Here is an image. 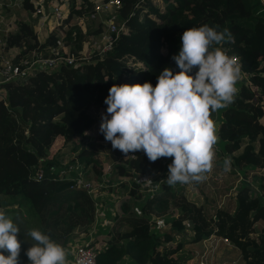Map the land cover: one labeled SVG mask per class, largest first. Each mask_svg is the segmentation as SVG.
Wrapping results in <instances>:
<instances>
[{
  "label": "trees",
  "instance_id": "1",
  "mask_svg": "<svg viewBox=\"0 0 264 264\" xmlns=\"http://www.w3.org/2000/svg\"><path fill=\"white\" fill-rule=\"evenodd\" d=\"M121 1L118 22L125 24L104 57L94 53L87 62L62 63L59 69L43 70L21 84L8 82L6 97H0V193L21 195L38 214L40 230L60 245L73 239L77 227L88 230L96 206L95 199L77 186L82 168L56 176L63 164L51 155L55 144L90 134L99 114L107 111L105 99L113 84L151 81L155 86L164 68L180 71L173 56L179 53L180 38L187 28L219 25V30L228 28L232 33L233 41L223 48L241 57V71L249 74L250 84L242 83L223 112L222 149L234 165L264 170V0ZM23 5L34 15L35 0H23ZM95 5L93 0H70L69 13L57 26L63 46H71L69 53L61 48L63 53L80 55L90 37L100 34L102 24L95 25L89 17ZM57 34L53 31L41 41L30 20H18L16 31L7 36L6 48L19 49L16 59L34 52L53 56ZM215 115L212 112L211 118ZM97 134L85 139L81 147L75 146L77 156L68 166L80 163L86 168L91 164L99 175L113 162L121 176L130 175L121 165L125 154L113 149L101 131ZM98 136L108 147L110 160L105 163L99 155ZM163 159L151 162L141 150L128 162L151 175L163 169ZM40 170L42 178L37 175ZM260 189L262 196L253 195L249 185H242L236 192L234 211L220 207L212 216L202 204L177 194L168 184L144 199L140 211L124 201L123 214L116 217L108 235L96 238L107 243L97 252V264H119L126 254L144 264H184L178 253L186 243L212 234L228 237L241 250L246 264H264V227L255 236L256 223L264 220V178ZM130 194L142 200L136 184ZM171 205L176 209L171 229L158 235L152 230L150 214L166 212ZM186 221L191 236L186 235ZM26 251L20 253L19 264H29Z\"/></svg>",
  "mask_w": 264,
  "mask_h": 264
},
{
  "label": "clouds",
  "instance_id": "2",
  "mask_svg": "<svg viewBox=\"0 0 264 264\" xmlns=\"http://www.w3.org/2000/svg\"><path fill=\"white\" fill-rule=\"evenodd\" d=\"M219 28H187L173 56L180 71L164 68L155 86L151 81L113 84L105 99L100 125L105 140L125 157L142 150L151 162L174 158L165 179L169 186L201 183L214 166L218 136L211 113L233 102L241 75L237 58L223 48L233 41L232 33ZM231 164L226 156L223 170L230 171ZM19 233L13 219L0 211V264H19ZM24 236L31 244L25 253L29 264H69L65 248L44 231L31 228Z\"/></svg>",
  "mask_w": 264,
  "mask_h": 264
},
{
  "label": "rangeland",
  "instance_id": "3",
  "mask_svg": "<svg viewBox=\"0 0 264 264\" xmlns=\"http://www.w3.org/2000/svg\"><path fill=\"white\" fill-rule=\"evenodd\" d=\"M93 1L96 4L98 1L101 0H93ZM7 3H9V5L7 6L8 10L3 8V12L6 21L10 25H12L13 22H15L16 25L18 23V20L27 19L30 20L34 24V26L38 27L37 29L40 40L41 38L44 40L45 36L48 33L51 34L53 31H56L58 33L57 34L58 36H62V34L59 33L57 27L62 22L58 23L57 21L58 24H56L53 12L51 13L52 15L49 16L50 18L46 20L44 24L40 25V18L38 16L32 15L33 13H31V11L28 8L24 7L23 0H9L7 1ZM69 8H70V4H69ZM64 10L68 11V8ZM68 13L69 11L68 12L63 11L65 17L67 16ZM92 20L94 21L95 25L99 24L98 20L100 19L98 20L92 19ZM45 28H47V32ZM97 38H98V34H94L92 37H90L91 41ZM93 47H94L93 42L88 41L86 43L84 52L86 53L87 56L93 54V52L91 51ZM60 48H63V50L68 53L69 50H71L70 45H66V46L62 45ZM9 55H14V53H11ZM224 110L225 108L220 109L218 110V113L222 115ZM105 113L106 111L101 112V114H99L100 118L94 124V127L90 130V134H88V136H78L74 140L69 142H67L64 139H60L57 142V144H55L54 149L51 152V155L61 159L62 163H71L70 160H72L75 156H77L78 153V151L75 149V146L79 145V147H81L84 144L83 141L85 139H88L89 136L94 134L96 135L97 133L99 134L100 125L102 122V116ZM99 136L96 138V142L99 148V155L102 159L101 162L105 163L108 160H110L107 154L108 147L106 146L107 144L105 145V143H103L101 139H99ZM214 152H215V158H214L213 169L211 172L207 173L206 175L207 178L203 182L186 184L184 186H180L179 184H177L175 186H172L173 191H175L177 194L183 193L188 199L194 200L198 204H202L205 207L206 213L209 216L214 215L216 209L220 207L228 208L231 211H234L236 206V198H235L236 196L234 195V191L237 192V190L240 189L242 185L245 184L249 185L253 189L252 192L253 195L262 196L260 183L262 181V178H264L263 169H260L253 165L245 166L243 168L238 167L233 164L232 157L228 155L226 152L222 151L221 148H215ZM240 152L241 150L237 151L236 154ZM226 156L230 157L232 161L231 170L228 172H225L222 167L223 160ZM80 168L83 169L85 178L88 181H91L93 183V186H97L98 175L94 171L92 165L91 164L87 165L86 168H84V166L81 164ZM113 177H115L119 181L120 179L124 178L123 176L118 177L117 168H114ZM126 178L131 180L133 179L132 177L129 178V175H127ZM108 189L111 192H115L114 194H110L109 197L113 198L115 194H119L121 195L122 198L124 197L123 201H127L125 199H128V201L131 202L133 208L137 211H140L144 199L148 197L147 193H144L137 187V191L142 194V200L137 199L136 196L134 198L133 196H131L130 189L128 188L126 182L124 181L120 182L116 191H114L113 188H108ZM161 190L162 188H159V191ZM116 199L117 198H115V200ZM0 201L1 203H4L0 205V211L4 212L7 216L12 218L13 222L19 226L21 233L18 234V238L21 241V252L26 251L31 246V244L29 241L25 239L24 234H26L27 231L31 228L40 229V218L38 214L34 212L32 206L26 200L22 199L21 195L14 196V195H5L0 193ZM117 209L108 211V218H109L108 226H104V224H106L107 222V219L95 217L93 223L90 225L88 230L86 231L83 230L82 226L77 227L74 231L73 239H72V244L75 246V249L77 247V244L84 243L86 241L85 239H88L86 237H91V233H90L91 230L98 231L97 233H102L107 231L109 225L111 226L112 223H114L116 217L120 214H123L122 208H119L117 206ZM175 211L176 209L171 205L169 208H167L166 212L154 211V214L151 213L150 218L152 219V223H153L152 230L158 235H162L165 232L169 231L171 229L170 222L172 218L175 217L176 214ZM186 224L188 225L186 235L191 236L192 229L190 228V223L186 221ZM263 227H264V220H259L256 223V229H258V231L255 233V236L261 233L260 229H262ZM95 234L96 233H94L93 235ZM98 235L100 236V234ZM66 252L69 253L68 251ZM5 254L7 255L8 253L5 252ZM179 255L181 256V260L184 262V264H201L202 262H204L205 264H246L245 260L242 257L241 250L235 244L233 243L228 244L223 240H221L220 238H215V239L209 238L206 239L205 241L202 240L199 242H193V241L188 242L186 243L183 250L180 253H178V256ZM69 258L74 259L72 253L71 256L67 255V259L71 260ZM123 261H124L123 264H144L137 262L131 254H126L122 262Z\"/></svg>",
  "mask_w": 264,
  "mask_h": 264
},
{
  "label": "built area",
  "instance_id": "4",
  "mask_svg": "<svg viewBox=\"0 0 264 264\" xmlns=\"http://www.w3.org/2000/svg\"><path fill=\"white\" fill-rule=\"evenodd\" d=\"M9 0H0V97H6V87L5 84L8 82L14 83H23L27 81L30 76L35 75L43 70H57L61 66L62 63L74 64L77 62H87L91 59V57L96 53L97 56L104 57L109 51H111L114 47V43L117 37L120 34V31L125 23H119V11L122 6L121 0H101L98 1L95 5L94 10L90 14L91 19H100L98 20L99 24H102V31L98 35V38L90 41L93 42V52L92 55L87 56L85 52L80 55L66 54L61 51V46L63 45L62 36L58 37L57 45L53 49V56H43L41 54H37L34 52L32 56H24L20 59H16L19 49L14 47L7 49L6 48V40L9 33H13L16 31L15 22L10 25L4 16L3 8L7 9ZM37 5V10L34 13V16H38L40 18V25L44 24L46 20L50 17L51 12L49 11L50 0H35ZM55 8V9H54ZM53 15L56 21V24L63 22L65 15L60 7L53 5ZM42 15V16H39ZM58 21V23H57ZM36 27V26H35ZM38 27H36V31L38 32ZM40 28V27H39ZM60 48V49H59ZM227 54L230 56H235L242 66V60L239 55L233 54L229 51V49H225ZM14 53V55H9ZM244 76H248L249 74L245 71H241ZM246 74V75H245ZM246 76V78H247ZM249 79V78H248ZM134 153H129L127 157H123L121 160V165H124L127 170L131 171L128 179L126 176L122 179L117 180L113 177L114 166L113 162H109L106 167V170L97 176L98 185L93 186L91 181H88L85 178L84 172L77 177V186L84 188L94 199H95V217L96 218H104L107 219L106 224L108 225L109 218L107 210H111L113 204L110 205L107 201V196L110 194H114L115 192H111L108 188H113L114 191L117 190L120 182H126L128 188L132 189L134 184L143 191L148 194V197L153 196L155 193L159 191V188L164 187L166 183V178L168 174V165L172 163L174 158H164L163 159V169L160 170L156 174H145L140 171L135 170L130 166L128 159ZM63 166L60 170L55 172L56 176L63 177L67 172L69 173L73 169L80 168L81 164L78 163L76 165L71 164L68 166V163H62ZM39 178L43 177V171H39L37 173ZM118 177H122L118 173ZM180 186H184V184H179ZM115 198H117L115 200ZM121 195L116 194L114 197H110L115 206H119V199ZM107 217V218H106ZM152 221V219H151ZM98 231H90L91 236ZM96 235V234H95ZM220 238L224 242L228 244H232V241L225 236L213 234L210 239ZM93 239L86 240L84 243L77 244L75 249L74 247H70L69 249H65L69 253L73 255L72 264H77V261H81L82 264H97V252L101 243H98L97 246L93 244ZM201 264H205L202 262Z\"/></svg>",
  "mask_w": 264,
  "mask_h": 264
},
{
  "label": "crops",
  "instance_id": "5",
  "mask_svg": "<svg viewBox=\"0 0 264 264\" xmlns=\"http://www.w3.org/2000/svg\"><path fill=\"white\" fill-rule=\"evenodd\" d=\"M65 1V2H64ZM56 5V6H58V7H60L64 12H68L69 11V4H70V1L69 0H50V4H49V11L52 13V11H53V5ZM66 9V8H68V11H65L64 9ZM55 9V8H54ZM46 29V32H47V28H45ZM53 31V30H52ZM49 35V33L45 36V38H44V40L47 38V36ZM41 41H43V39L41 38ZM246 75V74H245ZM247 76V75H246ZM246 76H244L243 74H242V72H241V75H240V78L238 79V81H237V83H236V85H235V87H236V89H237V91L240 89V86L242 85V83L243 82H245V83H247V84H250V79H248L249 77L247 76V78H246ZM244 78V79H243ZM236 91V92H237ZM229 106V105H228ZM216 113V115H215V117H214V119H213V121H214V123H216L217 121H220V124L218 125V130H217V128H216V134H217V136H221L220 135V128H221V125H222V123H223V121H224V113H222V115L220 114V113H218V111H216L215 112ZM224 144H225V141L222 139V137H221V140L220 141H218L217 140V143H216V145L214 146V149L215 148H221L222 149V147H224ZM222 151H223V149H222ZM207 175V174H206ZM210 176V175H209ZM234 186V185H233ZM232 186V187H233ZM235 192L236 191H234V195L236 196V194H235ZM116 195V194H115ZM124 198V197H123ZM123 198L121 197L120 199H119V208H122V203L124 202L123 201ZM236 198V197H235ZM107 201H108V203L110 204V205H114V206H112L111 208V210H116L117 209V206H115V204L113 203L114 201H112L111 199H110V197L109 196H107ZM125 200H128V199H125ZM117 210H119V209H117ZM108 211L109 210H107V213H108ZM112 225H113V223H112ZM112 225L110 226L109 225V227H108V229H107V231H105V232H102V233H96V235H93V236H91V237H86V238H88V239H85V240H89V239H93V244H95L96 246H97V244L98 243H101L102 245L99 247V248H104L105 246H106V241L105 240H100V241H96V238L99 236L98 234H100V236H106V235H108V232L111 230V228H112ZM108 226V225H107ZM213 235V234H212ZM211 235V236H212ZM211 236H209L208 238H205V239H203L204 241L206 240V239H209ZM202 241V240H201ZM199 242V241H198ZM233 243V242H232ZM234 244V243H233ZM65 249H69L70 247H74V245L72 244V240H70V241H68L65 245H62ZM68 254V256H71V253H67ZM125 257V256H124ZM124 257H123V259L122 260H124ZM69 259H71V260H68L69 261V264H72V261H73V259L72 258H69ZM122 260L119 262V264H123L124 263V261L122 262Z\"/></svg>",
  "mask_w": 264,
  "mask_h": 264
},
{
  "label": "water",
  "instance_id": "6",
  "mask_svg": "<svg viewBox=\"0 0 264 264\" xmlns=\"http://www.w3.org/2000/svg\"><path fill=\"white\" fill-rule=\"evenodd\" d=\"M220 124V121H217L216 123H215V129L217 128V130H218V125ZM221 140V136H218V141H220Z\"/></svg>",
  "mask_w": 264,
  "mask_h": 264
}]
</instances>
